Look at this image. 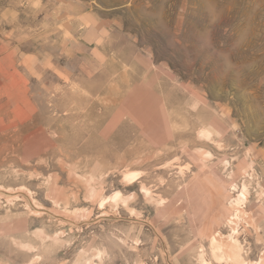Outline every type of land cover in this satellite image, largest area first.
Instances as JSON below:
<instances>
[{
  "label": "rangeland",
  "instance_id": "374dc122",
  "mask_svg": "<svg viewBox=\"0 0 264 264\" xmlns=\"http://www.w3.org/2000/svg\"><path fill=\"white\" fill-rule=\"evenodd\" d=\"M0 264H264V0H0Z\"/></svg>",
  "mask_w": 264,
  "mask_h": 264
}]
</instances>
